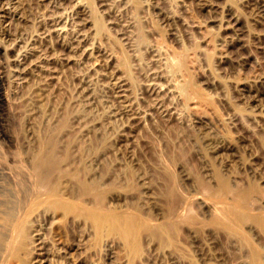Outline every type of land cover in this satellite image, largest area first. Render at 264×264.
I'll return each instance as SVG.
<instances>
[{"label":"rangeland","instance_id":"rangeland-1","mask_svg":"<svg viewBox=\"0 0 264 264\" xmlns=\"http://www.w3.org/2000/svg\"><path fill=\"white\" fill-rule=\"evenodd\" d=\"M0 47V264H264V0H0Z\"/></svg>","mask_w":264,"mask_h":264},{"label":"bare ground","instance_id":"bare-ground-1","mask_svg":"<svg viewBox=\"0 0 264 264\" xmlns=\"http://www.w3.org/2000/svg\"><path fill=\"white\" fill-rule=\"evenodd\" d=\"M4 55H5V53H3L2 52V49H1V47H0V61L3 59V57H4ZM1 63V62H0ZM3 75V74H2ZM1 74H0V82H4V77L2 76ZM1 99H2V101L3 102H6L5 101V97H1ZM5 104V103H4ZM6 111V110H5ZM9 111V110H8ZM8 113V112H7ZM4 127V126H3ZM44 152V153H43ZM51 151L49 150V148H48V144L45 142L44 144H42L41 146H40V152H39V156H38V158H37V161H36V163L34 164L35 166H33L34 167V178L36 179L35 180V182L33 181V179L30 177V176H28V175H26V174H23V173H21L19 170H18V167L19 166H17V169H13V171H12V169H11V171H12V174H13V176H11V177H13L14 178V184H16V186L18 187V191H20V193H21V191H23V192H25V189H29L31 186H33L34 184H36V185H38L39 187H42V185H44L45 183H47V182H49L48 180L50 179V177H49V175H50V171L52 170L51 169V165H52V162H53V160L54 159H52L53 157H52V155H51V153H50ZM15 163V162H14ZM17 165V164H16ZM16 167V166H15ZM32 168V167H31ZM33 169V168H32ZM10 170V169H9ZM22 170H23V168H22ZM30 171H31V169H30ZM23 172H24V170H23ZM33 171H31V173H32ZM25 173H26V171H25ZM29 173V172H28ZM11 174V175H12ZM33 174V173H32ZM31 176H33V175H31ZM10 178V177H9ZM10 180H11V178H10ZM48 184V183H47ZM47 184H45V187H46V185ZM49 185V184H48ZM47 185V186H48ZM15 186V187H16ZM2 187V186H1ZM13 189V188H12ZM46 189V188H45ZM16 191V190H15ZM16 193H17V191H16ZM25 193H28V191H26ZM25 193H24V196L26 197V195H25ZM34 193V192H33ZM32 193V194H33ZM48 193V192H47ZM29 194V193H28ZM18 195V194H17ZM29 196V195H28ZM30 196H32L31 194H30ZM17 197H19V195L17 196ZM34 197V196H33ZM8 199V198H7ZM19 199V198H18ZM24 199V198H23ZM27 199V198H26ZM23 202V201H22ZM5 203H6V201H5ZM2 204V203H1ZM37 204V203H36ZM5 206V205H4ZM17 206H19V205H17ZM26 207V206H25ZM60 207H61V205H60ZM5 208H6V206H5ZM4 208V209H5ZM3 209V210H4ZM1 210V209H0ZM93 216V215H92ZM5 218V217H4ZM3 218V219H4ZM8 219V218H7ZM5 220H6V218H5ZM4 220V222H6ZM12 219H10V221H11ZM2 221V220H1ZM13 221H14V219H13ZM3 222V223H4ZM15 222V221H14ZM1 223V222H0ZM3 223H1V224H3ZM16 223V222H15ZM5 224V223H4ZM3 224V225H4ZM9 224H10V222H9ZM0 226V229H1V227H4V226ZM5 226H8V225H6L5 224ZM11 226V225H10ZM11 229H15V228H11ZM16 230H17V228H16ZM1 231V233L3 234V232H2V230H0ZM11 232H13V231H11ZM15 230H14V233L13 234H15ZM17 232H20V231H17ZM29 233V232H28ZM10 233H8V235H9ZM18 233H16L15 235H17ZM7 235V236H8ZM19 235L20 234H18L15 238H17V237H19ZM13 236V235H12ZM5 237H6V235H5ZM10 239H11V237L10 236H8ZM8 239V238H7ZM10 239H8V240H10ZM5 240H6V238H5ZM23 240L24 239H22V240H20L18 243H17V245L15 246V247H13V248H8L9 250H8V258H7V255L5 254V256H6V258L4 257V255H3V257L6 259L4 262H3V264H17V263H19V264H24L23 263V260L22 259H20V257H19V251H20V246L21 245H23ZM7 242V241H6ZM8 243H9V241H8ZM2 244V243H1ZM3 245V244H2ZM9 245L10 244H8V246L7 247H9ZM11 246V245H10ZM24 246V245H23ZM0 247H2V246H0ZM6 247V248H7ZM23 248V247H22ZM6 250V249H5ZM2 251H4V247H3V249H2ZM2 251H0V252H2ZM3 253V252H2ZM5 253H7V252H5ZM4 254V253H3ZM2 255V254H1ZM21 256V255H20ZM3 257H2V259H3ZM26 264V263H25Z\"/></svg>","mask_w":264,"mask_h":264}]
</instances>
